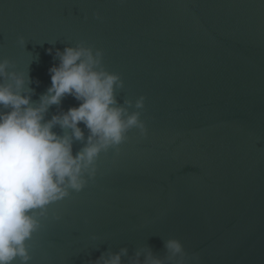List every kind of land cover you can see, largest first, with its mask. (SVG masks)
Here are the masks:
<instances>
[{
	"label": "water",
	"instance_id": "water-1",
	"mask_svg": "<svg viewBox=\"0 0 264 264\" xmlns=\"http://www.w3.org/2000/svg\"><path fill=\"white\" fill-rule=\"evenodd\" d=\"M66 48L120 77L114 107L145 128L37 210L27 264H264V0H0V85L23 79L38 107ZM80 103L66 95L45 122Z\"/></svg>",
	"mask_w": 264,
	"mask_h": 264
},
{
	"label": "clouds",
	"instance_id": "clouds-1",
	"mask_svg": "<svg viewBox=\"0 0 264 264\" xmlns=\"http://www.w3.org/2000/svg\"><path fill=\"white\" fill-rule=\"evenodd\" d=\"M58 55L60 66L50 69L52 86L38 107L20 94L23 79L15 80V90L0 85V105L10 109L0 113V264H12L18 256L27 264L25 242L40 227L37 210L65 198L69 188L82 190V176L101 151L120 145L130 128H145L139 113L125 120L124 110L114 107L115 87L123 86L120 77L95 71L99 60L90 50L66 48ZM6 66L0 64V75ZM66 95L80 101V106L45 122L49 107L60 104ZM136 107H144L143 97ZM81 123L91 133L89 146L74 156L72 138H84ZM56 125L70 129L71 136H59L53 131ZM166 246L173 254L183 251L178 240ZM103 264H121V257L116 255Z\"/></svg>",
	"mask_w": 264,
	"mask_h": 264
}]
</instances>
